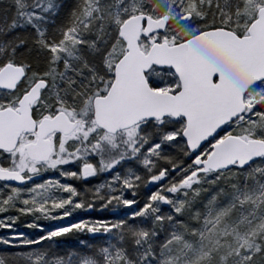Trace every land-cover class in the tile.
<instances>
[{
    "label": "snow or ice",
    "instance_id": "snow-or-ice-1",
    "mask_svg": "<svg viewBox=\"0 0 264 264\" xmlns=\"http://www.w3.org/2000/svg\"><path fill=\"white\" fill-rule=\"evenodd\" d=\"M0 264H264V0H0Z\"/></svg>",
    "mask_w": 264,
    "mask_h": 264
},
{
    "label": "trees",
    "instance_id": "trees-1",
    "mask_svg": "<svg viewBox=\"0 0 264 264\" xmlns=\"http://www.w3.org/2000/svg\"><path fill=\"white\" fill-rule=\"evenodd\" d=\"M70 244H75V239L69 241Z\"/></svg>",
    "mask_w": 264,
    "mask_h": 264
}]
</instances>
